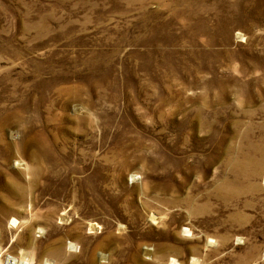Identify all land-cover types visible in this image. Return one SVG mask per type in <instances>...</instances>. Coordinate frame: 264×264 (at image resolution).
Returning a JSON list of instances; mask_svg holds the SVG:
<instances>
[{
    "label": "rangeland",
    "instance_id": "1",
    "mask_svg": "<svg viewBox=\"0 0 264 264\" xmlns=\"http://www.w3.org/2000/svg\"><path fill=\"white\" fill-rule=\"evenodd\" d=\"M0 264H264V0H0Z\"/></svg>",
    "mask_w": 264,
    "mask_h": 264
},
{
    "label": "bare ground",
    "instance_id": "2",
    "mask_svg": "<svg viewBox=\"0 0 264 264\" xmlns=\"http://www.w3.org/2000/svg\"><path fill=\"white\" fill-rule=\"evenodd\" d=\"M74 247H75V246H74ZM74 247H73V248H74Z\"/></svg>",
    "mask_w": 264,
    "mask_h": 264
}]
</instances>
